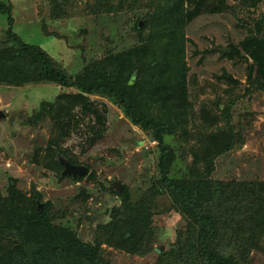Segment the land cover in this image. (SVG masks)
Wrapping results in <instances>:
<instances>
[{
	"label": "trees",
	"instance_id": "obj_1",
	"mask_svg": "<svg viewBox=\"0 0 264 264\" xmlns=\"http://www.w3.org/2000/svg\"><path fill=\"white\" fill-rule=\"evenodd\" d=\"M78 1L49 0L50 17L64 18L69 6ZM137 1L95 0L92 8L120 11L134 8ZM141 1L146 2L147 13L142 22H136L135 45L120 53L109 51L71 76L46 50L27 43L14 31L13 6L0 0V13L7 16L9 25L0 41V86L56 84L78 91L41 102L26 120L32 127L47 117L52 121V136L42 156L46 169L63 170L55 150L72 164L82 165L79 156L63 145L73 133L85 129L88 147L105 137L108 106L93 101L92 96L114 101L132 125L158 143L160 153L159 178L140 199L133 200L126 186L118 193L102 185L121 203L113 208L110 221L95 231L92 242H84L77 229L59 222L52 203H45L35 187L28 194L10 179L5 192L0 188V264H111L104 245L147 256L155 251V209L157 200L164 197L169 210L182 216L186 229L178 233V241L169 250H158L156 264H249L254 251L264 253V181L214 178L217 159L245 143L240 126L234 124L236 102L264 93V14L251 19L248 35L239 46L228 48L231 52L220 51L225 58H240L249 65L246 83L226 72L221 77L232 89L224 90L225 99L217 96L211 107L203 106L198 112L199 146L191 152L187 173L174 178L171 168L176 154L166 137L187 136L195 115L190 88L197 79L189 77L186 30L202 14H221L229 5L225 0ZM239 1L256 9L263 0ZM34 161L40 164L35 157ZM86 178L94 181L97 176L92 172L74 180ZM82 197L88 200L85 190L78 198Z\"/></svg>",
	"mask_w": 264,
	"mask_h": 264
},
{
	"label": "rangeland",
	"instance_id": "obj_2",
	"mask_svg": "<svg viewBox=\"0 0 264 264\" xmlns=\"http://www.w3.org/2000/svg\"><path fill=\"white\" fill-rule=\"evenodd\" d=\"M13 6L14 31L27 43L46 50L69 75L79 73L86 64L101 60L109 51L120 53L135 45V25L147 13L145 1L120 11H97L95 0H81L67 9L62 19L50 17L49 0H3ZM229 9L221 14H202L187 27L186 59L189 77H196L190 88L194 117L189 134L167 136L166 143L176 154L171 176L180 178L190 167L191 152L198 148L200 119L203 106H212L224 90L231 88L221 77L226 73L246 83L248 66L240 58H225L220 49L239 46L246 38L247 25L252 18L264 14V0L256 9L246 7L239 0H225ZM116 4V3H115ZM9 29L7 16L0 13V41ZM252 62V61H251ZM232 89V88H231ZM78 93L74 88L64 89L56 84H39L21 88L0 86V188L8 189L10 179L17 187L30 194L34 187L51 202L59 222L77 229L84 242H92L100 225L110 221L120 198L108 189L114 182L128 187L133 200L140 199L159 178L158 143L131 124L123 110L111 99L92 96L93 101L108 106V130L105 137L92 147L84 145V130L73 133L63 144L79 156L82 165L96 173L97 178L75 181L61 177V172L46 169L42 156L52 136L49 117L36 126L26 120L43 101L52 102L61 93ZM238 93V90H237ZM234 124L239 125L244 145L216 161L214 178L222 181H264V93L242 98L233 108ZM155 142V144H154ZM83 148V150H82ZM40 153V155H38ZM56 159L59 150H55ZM64 156V155H63ZM34 157L40 161L36 163ZM65 157V156H64ZM89 173V174H90ZM85 190L88 200L78 198ZM40 203L39 207L42 208ZM169 200H157L155 209V251L143 257L130 255L104 245L105 256L111 264H156L159 249L169 250L177 241L178 233L186 229V222L178 213L169 210ZM180 238H183L180 237ZM264 247V243L262 244ZM249 264H264V253L253 252Z\"/></svg>",
	"mask_w": 264,
	"mask_h": 264
},
{
	"label": "water",
	"instance_id": "obj_3",
	"mask_svg": "<svg viewBox=\"0 0 264 264\" xmlns=\"http://www.w3.org/2000/svg\"><path fill=\"white\" fill-rule=\"evenodd\" d=\"M222 52H231V49H220ZM3 118L4 115L0 113V118ZM57 160L58 162L63 166V171L61 173V177H72L73 179L77 177H83L87 176L90 173V169L85 166V165H76L72 164L67 158H65L63 155L60 153L57 154ZM124 185L119 182H114L113 184L110 185V188L117 191L118 193H122L124 189ZM41 211V207H40ZM164 249L162 248L161 251Z\"/></svg>",
	"mask_w": 264,
	"mask_h": 264
},
{
	"label": "built area",
	"instance_id": "obj_4",
	"mask_svg": "<svg viewBox=\"0 0 264 264\" xmlns=\"http://www.w3.org/2000/svg\"><path fill=\"white\" fill-rule=\"evenodd\" d=\"M154 144H155V142H154Z\"/></svg>",
	"mask_w": 264,
	"mask_h": 264
}]
</instances>
